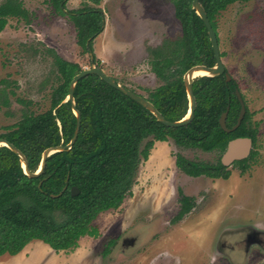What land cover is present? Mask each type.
<instances>
[{
  "label": "rangeland",
  "instance_id": "1",
  "mask_svg": "<svg viewBox=\"0 0 264 264\" xmlns=\"http://www.w3.org/2000/svg\"><path fill=\"white\" fill-rule=\"evenodd\" d=\"M22 2L28 20L10 16L0 31V133L22 113L49 107L56 85L54 54L80 63L82 69L91 66L66 14L44 0ZM86 4L66 0L64 9ZM98 6L104 25L91 42L95 62L105 74L146 96V89L163 82L151 70L153 64L181 33L174 5L170 0H101ZM214 25L226 72L236 81L252 121L260 122L256 162L242 172L230 165L227 178L191 176L176 166V154L211 164L220 153L178 146L171 138L156 141L148 158L138 163L135 182L119 207L92 221L96 236L86 234L75 248L58 251L33 239L20 254L1 255L0 264H160L161 253H168L174 264H231L214 256L216 248L222 254L216 239L223 230L264 226V0L232 2L215 16ZM179 187L193 205L172 221L181 204ZM113 238L110 254L102 256L106 241Z\"/></svg>",
  "mask_w": 264,
  "mask_h": 264
},
{
  "label": "trees",
  "instance_id": "2",
  "mask_svg": "<svg viewBox=\"0 0 264 264\" xmlns=\"http://www.w3.org/2000/svg\"><path fill=\"white\" fill-rule=\"evenodd\" d=\"M44 1L68 16L76 29L77 43L85 52H91L92 61L101 68L91 51L93 36L100 33L104 25V14L98 6L101 0H84L86 5L68 11L64 9L66 0ZM235 1L248 0H200L214 30L215 16ZM171 2L181 33L169 41V46L166 44L168 52L151 69L163 82L146 89L144 97L166 119L178 120L187 110L183 73L194 64L213 65L215 58L206 27L191 6L192 0ZM27 13L22 0L0 1V31L10 16L28 20ZM53 62L57 74L49 107L39 113H22L0 133V138L7 139L23 152L31 171L37 169L43 149L66 144L76 125L70 102L64 99L71 78L82 67L58 54L53 55ZM236 88V81L232 77L227 81L224 74L195 77L192 81L196 100L193 118L185 125L170 127L97 74L79 78L73 90L75 107L81 117L78 135L69 149L53 152L46 158L42 173L26 175L17 154L0 146V256L19 253L33 239L58 251L75 248L79 238L86 234L96 236L98 230L91 226L92 221L100 212L119 207L135 182L138 163L148 158L155 141L171 138L178 146L221 154L230 139L253 137L254 132L245 126L247 112L232 131H225L219 125L218 118L227 107L226 126L231 127L236 122L240 109ZM175 164L191 176H229L220 158L209 164L189 161L176 154ZM72 186L77 188V194H71ZM179 194L180 211L172 221L182 217L193 205L191 197L181 191Z\"/></svg>",
  "mask_w": 264,
  "mask_h": 264
},
{
  "label": "water",
  "instance_id": "3",
  "mask_svg": "<svg viewBox=\"0 0 264 264\" xmlns=\"http://www.w3.org/2000/svg\"><path fill=\"white\" fill-rule=\"evenodd\" d=\"M191 6L195 10L197 15L201 18V20L203 21V23L206 27L208 37H209V41H210V44H211V47L213 50L215 63L213 65H206V64H202V63L194 64V65L190 66L189 68H187L186 71L183 73V82H184L186 97H187V110H186L185 114L180 119H178V120L166 119L160 113V111L155 107V105L151 101H149L147 98H145L144 96L140 95L139 93L133 91L129 87L123 85L121 82L115 80L114 78L110 77L109 75L105 74L99 67H97L94 64V62L92 61L91 52L89 51L90 58H91V66L89 68H83L79 72H77L76 74L73 75V77L71 78L70 83H69L68 94L64 99V101L69 100L72 112L76 117L75 129H74L73 135L71 136L70 140L66 144H58V145L48 146V147L44 148L42 153H41V157H40L38 167L35 171H31L28 168V163H27V159H26L25 155L13 143H11L10 141H8L5 138H0V146L4 145L17 154L19 161H20V165L23 169V172L26 175L37 176L40 173H42V171L44 170L45 164H46V158L50 154H52L53 152L60 151L63 149H69L72 146V144L74 143V141L78 135V132L80 129L81 117H80L79 110L75 107L73 90H74V86H75L76 82L78 81V79L81 78L82 76L86 75V74H89V73L97 74L104 82H106L110 86L118 89L123 94L129 96L131 99H133L136 102L143 105L145 108H147L155 116L156 120H158L160 123L164 124L165 126L178 127V126H182V125L189 123L193 118L194 109H195V105H196V100H195V96H194L193 89H192L193 79L199 75L216 76V75H220V74H224L225 79L227 81L230 80V78H231L230 75L227 72H225V67H224V64H223V62L221 60V56H220V49H219L217 34H216L215 30L213 29V27L211 26V23L207 17V14L205 12L203 5L201 4L200 0H192ZM89 39L90 38H88V40ZM88 40H87L86 44H88ZM235 94H236V97L240 103V109H239V113H238V116L236 118L235 124H233L231 127L226 126L225 120H226V116H227L228 107L226 108V110L221 112V114L218 118L219 125L225 131L234 130L240 124L241 119L245 113L244 101H243L241 94L237 88L235 89ZM250 145H251V141L248 137H235V138L230 139L227 143L225 150L221 154V163L224 165H228L233 160L242 158L248 152ZM77 192H78L77 188L75 186H72L71 187V194L74 195V194H77Z\"/></svg>",
  "mask_w": 264,
  "mask_h": 264
},
{
  "label": "flooded vegetation",
  "instance_id": "4",
  "mask_svg": "<svg viewBox=\"0 0 264 264\" xmlns=\"http://www.w3.org/2000/svg\"><path fill=\"white\" fill-rule=\"evenodd\" d=\"M244 105H245L244 115L247 112V118L245 120L246 129L254 132V133L252 132L253 137L248 136V135L244 137H248L250 139L251 145L245 156H243L240 159L233 160L228 165L223 164L225 166V169L227 170L229 169L227 167H229L230 165H233V166L235 165L237 168H239V172L246 171L250 166H252L253 163L256 162L254 161L255 157L258 154V149L256 146V138H257L258 127L260 125L259 124L260 122H258L259 120L252 121L251 119L252 113L248 110L247 104H245V102H244ZM221 154L219 157L220 162H221ZM179 191L182 192V189L180 187L178 188V193ZM182 194L186 195L183 192ZM190 209L184 212L182 216H185L190 211ZM179 211H180V206L178 210L176 211V214L179 213ZM119 235L121 234L120 233L117 234L116 237H119ZM133 238L134 237L130 239H133ZM115 240L116 239L113 238V240L106 241L105 246L102 248V252H101L102 256L103 255L107 256L110 254L116 242ZM219 240L221 241L220 244L222 245V249H220L222 254L219 252H216V249H217L216 248L214 252L215 259L222 257V258H225L231 264H246L245 263L246 260L251 261L252 264H264V226L253 223L252 225L248 224V225H243V226H238V227H231L228 229V231H225L224 229L223 232L220 234V236L216 239V242H218ZM107 248H108V251L106 252L105 250ZM158 258H159V261L161 262L160 264H174L172 258L169 256L168 253H161L157 257V259ZM179 261H177L176 263L180 264ZM212 263L213 262H210V264Z\"/></svg>",
  "mask_w": 264,
  "mask_h": 264
},
{
  "label": "crops",
  "instance_id": "5",
  "mask_svg": "<svg viewBox=\"0 0 264 264\" xmlns=\"http://www.w3.org/2000/svg\"><path fill=\"white\" fill-rule=\"evenodd\" d=\"M170 1H171V0H170ZM101 11H102V10H101ZM102 12H103V11H102ZM140 19H141V17H140ZM155 142H156V141H155ZM21 251H22V250H21ZM21 251H20V252H21ZM20 252H19L18 254H20ZM15 255H16V254H15ZM19 258H20V257H19ZM19 258H18V259H19ZM19 261L24 262V260H19ZM22 262H19V263H22Z\"/></svg>",
  "mask_w": 264,
  "mask_h": 264
}]
</instances>
